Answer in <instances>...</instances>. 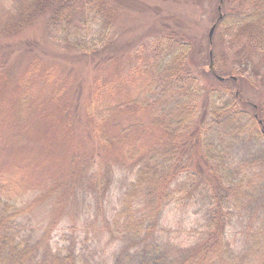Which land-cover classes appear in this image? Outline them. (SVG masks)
Returning <instances> with one entry per match:
<instances>
[{
    "label": "trees",
    "instance_id": "trees-1",
    "mask_svg": "<svg viewBox=\"0 0 264 264\" xmlns=\"http://www.w3.org/2000/svg\"><path fill=\"white\" fill-rule=\"evenodd\" d=\"M250 1L246 16H237L226 13L219 0L223 16L217 26L234 20L253 29L248 37L264 53V0ZM2 2L0 29L6 34L30 30L49 14L46 24L54 39L80 56L74 63L78 86L80 73L87 83L85 58L94 62L114 36L113 1ZM175 35L174 29L152 35L149 44L139 41L145 36L125 38V48L141 43L127 72L110 78L98 72L79 95V105L66 84L60 89L53 84L50 73L42 76L50 93L36 100L25 90L27 78L17 87L7 84L11 72L3 58L12 44L0 42V264H264V144L260 173L235 153L244 139L264 143V101L244 99L237 88L223 90L219 81L207 88L200 111L205 87L187 66L196 41ZM114 48L107 60L117 64L132 50L117 58ZM219 74L222 81H234ZM54 125L60 131L54 133ZM118 172L128 180L114 203ZM79 191L88 211L96 203L103 222L87 216L83 228L72 223L55 235L63 228V209L80 205ZM174 201L202 202L200 227L164 225L162 213ZM243 209L255 211L256 222L232 232ZM104 230L130 243L111 256L100 246Z\"/></svg>",
    "mask_w": 264,
    "mask_h": 264
},
{
    "label": "rangeland",
    "instance_id": "rangeland-1",
    "mask_svg": "<svg viewBox=\"0 0 264 264\" xmlns=\"http://www.w3.org/2000/svg\"><path fill=\"white\" fill-rule=\"evenodd\" d=\"M111 1L117 6L114 36L112 35L109 45H106L103 50L98 52V57L94 58V62L91 61V56V62L87 61L90 58H85L86 61L84 62L86 63L83 68L90 71L84 72V75L86 73L89 75V80L85 85L81 82L83 73H80L79 78H81V80L79 81L81 86H78L77 78L79 75L75 72L78 66H75L74 63H77L76 60L80 56L74 49L68 46H62V44L54 39L46 24V19L49 14L44 15L40 23L37 26H33L30 30L8 32V34H6L0 29V42L3 44H8L10 42L12 44L5 49V57L3 58V61L9 66L6 70L11 72L10 79L6 83L17 87L20 85L21 78H27L28 85L25 90L31 91L36 100L41 94L50 93L52 89L51 85L45 84V79L42 78L43 74L47 75L50 73L54 76L53 84L55 80L59 89L62 84L67 85L69 91L73 93V96L70 97H73L76 103L79 101L78 97L81 96L83 90L84 93H87L86 86L93 84L94 80L99 75L98 72L104 74L107 78L124 75L127 72V67L131 65L134 60V55L131 53H133L136 49L135 47L139 46L141 43L137 42L136 46L131 45L133 48L130 46V48H132L130 52L127 51L130 48H128V46L125 48L124 46L125 38L131 40L134 36L135 38L139 36L143 38L145 36V39L143 38L139 41H143V44H149L148 41L152 38V35L174 29L175 36L184 37V34H186L185 36L188 39L193 38V40L196 41L195 44L193 43V51L188 58L187 66L189 71L197 76L205 87V93L200 98V111L205 110L207 88L213 87L219 83V81H221L222 85L218 87L223 90L231 88L234 90L239 89V93L243 95L244 99L251 102L264 101V53L256 49L248 37L253 29L250 30L242 25L232 24L234 20H230L226 27L216 26L212 37V43L210 42V28L217 22V18L219 17L217 9L219 0ZM2 5L3 2L0 0V26L3 20H5V11ZM252 6L250 0H224V11L230 15L237 13V16H246L245 14L251 10ZM6 17L11 19L8 14ZM6 21H8V19H6ZM237 21L238 20L235 22ZM161 26H164L162 31H157L159 29L158 27ZM255 27L254 25L253 28ZM148 32H150V34H148ZM19 38L26 39L21 43L20 41L22 39L20 40ZM128 40L127 42H129ZM14 43H17V45ZM113 45L116 47L114 51L116 55H118L117 58L125 54V49L127 51V55L125 54V57H122L121 60L118 61L119 64L116 63L115 59L110 58L107 60V58L112 56V53H110L111 51L108 50H110V46ZM210 50L213 52L214 69L218 72H216V74L220 75L219 73H225L229 77L232 75L233 78H236L234 81L230 80V78L222 81L217 75L212 76L209 74L207 70H210ZM64 51L66 54H64ZM26 70H29L30 73L23 74ZM41 102L44 103V100H41ZM79 103L81 102H78V105ZM42 110H44V106H42ZM58 128H60V126L57 127L54 125L53 132L60 131ZM57 142L60 143L59 138H57ZM263 144L264 143L253 144L250 143L249 139H244L240 144H236L235 146V153L240 160L246 159L247 162L251 164L254 163L251 169H249L254 173H260L263 170V165L260 164L263 162L261 156L262 152H260V148L263 147ZM60 147L61 148L56 151L61 155L64 152V148H62L61 145ZM92 149H94V147H92ZM57 152L54 154L57 155ZM126 180H128L127 173L118 172L112 188L115 192L113 198L114 203L118 202L117 197ZM84 195V192L79 191L78 196L80 198V205L77 209L73 210V205H68L63 209V218L59 224L63 228L59 229L58 226V229L54 232L55 235L62 233L63 230L72 223H76L80 228H83L87 216L93 217L97 223L99 221L103 222V219L96 215V203L93 204L94 207L90 211L87 210V204L84 203ZM254 205L257 206L256 203H254ZM203 206L204 204L202 202L184 203L183 201H174L169 204L162 213V222L167 227L174 228L175 230L184 229L189 231L196 229L200 227L199 224L203 221L206 210ZM247 209L250 208L247 207ZM247 209H243L232 221V225L230 226L232 232H235L238 228L241 231L243 226L256 222V212ZM51 215L52 213L49 210L45 217L49 219ZM188 231L183 233V235L187 234ZM104 232L105 233L102 235L105 237L102 238L100 246L106 248L107 253L111 256L115 254V251L116 254L119 253L120 250L130 243L128 240H121L120 238L110 236L107 230H104ZM239 236H243V234L241 233Z\"/></svg>",
    "mask_w": 264,
    "mask_h": 264
},
{
    "label": "water",
    "instance_id": "water-1",
    "mask_svg": "<svg viewBox=\"0 0 264 264\" xmlns=\"http://www.w3.org/2000/svg\"><path fill=\"white\" fill-rule=\"evenodd\" d=\"M220 1L223 2V0H220ZM218 9H219V17H218V20H220L222 18V16H223V13H222V10H221L222 9V6L219 5L218 6ZM218 20H217V22H218ZM217 22L212 25V27L210 28V31H209V38H210V41L211 42H212V37H213L214 31H215L216 26H217ZM210 57H211V62H210V65H209V69L212 70V71H214V65H213L214 59H213V52H212V50H210ZM217 77L219 79H221V80L224 79V77L223 76H220V75H217ZM234 79H236V78L234 77ZM256 117H258V114H256ZM260 123H262V120H260ZM263 131H264V128H263Z\"/></svg>",
    "mask_w": 264,
    "mask_h": 264
},
{
    "label": "flooded vegetation",
    "instance_id": "flooded-vegetation-1",
    "mask_svg": "<svg viewBox=\"0 0 264 264\" xmlns=\"http://www.w3.org/2000/svg\"><path fill=\"white\" fill-rule=\"evenodd\" d=\"M213 73L216 75V73L213 71Z\"/></svg>",
    "mask_w": 264,
    "mask_h": 264
}]
</instances>
